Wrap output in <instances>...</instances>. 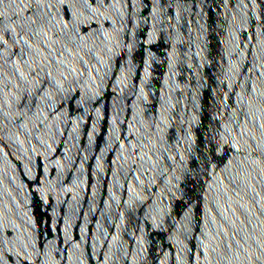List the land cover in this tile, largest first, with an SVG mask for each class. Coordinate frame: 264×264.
<instances>
[{
    "label": "water",
    "instance_id": "water-1",
    "mask_svg": "<svg viewBox=\"0 0 264 264\" xmlns=\"http://www.w3.org/2000/svg\"><path fill=\"white\" fill-rule=\"evenodd\" d=\"M0 264H264V0H0Z\"/></svg>",
    "mask_w": 264,
    "mask_h": 264
}]
</instances>
